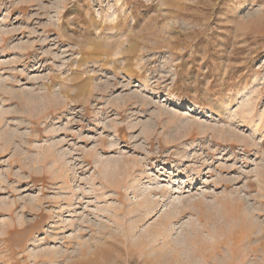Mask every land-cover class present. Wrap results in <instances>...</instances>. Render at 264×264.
<instances>
[{
    "label": "rangeland",
    "instance_id": "rangeland-1",
    "mask_svg": "<svg viewBox=\"0 0 264 264\" xmlns=\"http://www.w3.org/2000/svg\"><path fill=\"white\" fill-rule=\"evenodd\" d=\"M0 264H264V0H0Z\"/></svg>",
    "mask_w": 264,
    "mask_h": 264
},
{
    "label": "bare ground",
    "instance_id": "bare-ground-1",
    "mask_svg": "<svg viewBox=\"0 0 264 264\" xmlns=\"http://www.w3.org/2000/svg\"><path fill=\"white\" fill-rule=\"evenodd\" d=\"M4 235V234H3ZM10 237H11V235H9L8 237H7V239H10ZM9 241V240H8Z\"/></svg>",
    "mask_w": 264,
    "mask_h": 264
}]
</instances>
